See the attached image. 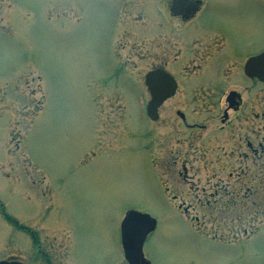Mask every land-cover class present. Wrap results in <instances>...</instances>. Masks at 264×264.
<instances>
[{"label":"rangeland","instance_id":"1","mask_svg":"<svg viewBox=\"0 0 264 264\" xmlns=\"http://www.w3.org/2000/svg\"><path fill=\"white\" fill-rule=\"evenodd\" d=\"M164 1L0 0V262L33 261L25 227L52 264H126L135 211L157 221L153 264H264V158L240 160L230 130L194 138L176 116L194 105L183 76L161 118L146 115L144 44L154 53ZM201 1L197 25L264 50V0ZM251 86L262 139L264 84Z\"/></svg>","mask_w":264,"mask_h":264},{"label":"flooded vegetation","instance_id":"2","mask_svg":"<svg viewBox=\"0 0 264 264\" xmlns=\"http://www.w3.org/2000/svg\"><path fill=\"white\" fill-rule=\"evenodd\" d=\"M175 1L177 0L164 1L158 10L155 50L153 53L152 47L144 44V55L155 54V69L165 71L175 79V96L181 91L180 78L183 76L187 79L188 93L193 98L194 105L191 111L177 110L176 116L194 138L203 139L201 135L204 133L221 134L230 130L231 138H237L246 147L245 152L237 153L240 160L264 158V137L259 139V107L254 103L249 105L243 99L244 90L249 91V88L244 87L245 82L252 84L251 89L260 83L258 79L246 76L245 65L264 50L244 53L241 28H202L197 25L204 9L201 0H178L174 6ZM201 100L203 102H199ZM244 123L248 128L246 131H243ZM208 135L204 136L203 141L209 138ZM230 154L233 157L235 153L231 151ZM7 220L8 224L20 228L13 219ZM21 228L30 233V240L37 250L31 262L18 259L10 261L52 264L50 255L41 248V241L38 240L40 236L30 229ZM153 234L154 232L146 237L142 255L136 264H153L144 252L146 243ZM50 242L53 248L55 242ZM119 244L121 256L126 264H130L125 258L121 240Z\"/></svg>","mask_w":264,"mask_h":264},{"label":"water","instance_id":"3","mask_svg":"<svg viewBox=\"0 0 264 264\" xmlns=\"http://www.w3.org/2000/svg\"><path fill=\"white\" fill-rule=\"evenodd\" d=\"M245 72L249 77H257L264 83V53L248 61ZM146 86L150 92L151 100L147 105V115L152 121H157L158 110L162 104L175 95L177 85L173 78L162 71H152L146 76ZM132 220L137 222L135 233L130 229ZM156 220L150 215L129 212L122 223V241L126 259L130 264H136L142 255L145 237L155 230ZM0 264H21L3 261Z\"/></svg>","mask_w":264,"mask_h":264},{"label":"snow or ice","instance_id":"4","mask_svg":"<svg viewBox=\"0 0 264 264\" xmlns=\"http://www.w3.org/2000/svg\"><path fill=\"white\" fill-rule=\"evenodd\" d=\"M136 227H137V222L135 220H132L130 223V229L133 232V234L135 233Z\"/></svg>","mask_w":264,"mask_h":264}]
</instances>
